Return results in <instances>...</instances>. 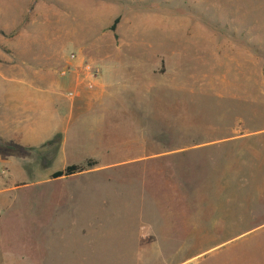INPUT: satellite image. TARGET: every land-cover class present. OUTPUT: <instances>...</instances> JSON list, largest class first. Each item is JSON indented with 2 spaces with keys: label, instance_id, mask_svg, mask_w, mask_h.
I'll list each match as a JSON object with an SVG mask.
<instances>
[{
  "label": "rangeland",
  "instance_id": "1",
  "mask_svg": "<svg viewBox=\"0 0 264 264\" xmlns=\"http://www.w3.org/2000/svg\"><path fill=\"white\" fill-rule=\"evenodd\" d=\"M12 10L0 0L2 70L40 67L72 90L60 72L74 53L99 65L103 98L65 156L61 139L46 165L45 152L19 153L25 174L0 208V264H264V0ZM87 160L95 165L51 179ZM0 168L2 190L11 178Z\"/></svg>",
  "mask_w": 264,
  "mask_h": 264
},
{
  "label": "crops",
  "instance_id": "2",
  "mask_svg": "<svg viewBox=\"0 0 264 264\" xmlns=\"http://www.w3.org/2000/svg\"><path fill=\"white\" fill-rule=\"evenodd\" d=\"M9 4L13 7L12 11H7L11 16L29 15L31 8H36L38 14L47 12L57 16V0H8ZM51 40H57V36ZM40 41L42 45H51L44 39ZM41 70L38 67L15 72L0 67V165L7 169L11 178V182L0 190V208L13 204V191L21 187L12 181L25 174L19 153L45 152V157L41 158L46 165L48 153H52L53 148L45 145L60 136L56 158L65 156V151L70 148L69 140L77 128H89L95 123L86 119L91 106L99 108L102 103L103 90H84L74 100L68 99L66 93L70 90H58L57 80L50 81ZM90 133L84 132L86 135ZM81 149L84 153L87 151L86 146H81ZM6 261L21 264L15 258Z\"/></svg>",
  "mask_w": 264,
  "mask_h": 264
},
{
  "label": "built area",
  "instance_id": "3",
  "mask_svg": "<svg viewBox=\"0 0 264 264\" xmlns=\"http://www.w3.org/2000/svg\"><path fill=\"white\" fill-rule=\"evenodd\" d=\"M67 63L68 67L60 72V76L64 78L72 75L76 87L68 91L66 97L74 100L78 96L79 87H83L87 91H93L101 74L99 65L90 61L79 60L78 56L74 53L68 55ZM0 173L4 174L5 171L0 168Z\"/></svg>",
  "mask_w": 264,
  "mask_h": 264
},
{
  "label": "trees",
  "instance_id": "4",
  "mask_svg": "<svg viewBox=\"0 0 264 264\" xmlns=\"http://www.w3.org/2000/svg\"><path fill=\"white\" fill-rule=\"evenodd\" d=\"M60 137L57 136L55 137L52 141L48 142L45 147L49 146H55L59 144ZM95 165V162L92 160H87L85 164L83 165H68L66 166L63 170L57 171L51 175V179H59L62 177H69L73 176L75 174L82 173L83 171L86 170V168L93 167Z\"/></svg>",
  "mask_w": 264,
  "mask_h": 264
}]
</instances>
